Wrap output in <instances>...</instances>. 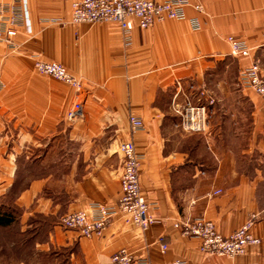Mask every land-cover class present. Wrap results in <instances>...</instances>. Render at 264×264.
Returning a JSON list of instances; mask_svg holds the SVG:
<instances>
[{
	"label": "crops",
	"instance_id": "crops-1",
	"mask_svg": "<svg viewBox=\"0 0 264 264\" xmlns=\"http://www.w3.org/2000/svg\"><path fill=\"white\" fill-rule=\"evenodd\" d=\"M75 1L27 0L30 27L18 29L20 51L0 43V213L15 217L0 227L14 236L0 253L20 252L0 264H111L120 249L151 264H264L263 101L228 80L227 67L231 59L260 65L264 0H189L186 20L135 28L129 47L115 22L72 23ZM56 19L66 24L47 23ZM230 36L251 56L232 55ZM35 57L61 63L81 91L38 74ZM76 99L83 111L70 121ZM189 103L207 107L203 133L177 127L176 111ZM131 115L145 131H131ZM130 141L143 156L142 195L161 223L143 232L114 218L91 239L61 227L67 214L118 205L121 144ZM253 215L261 244L235 259L202 254L200 241L175 227L204 218L229 236Z\"/></svg>",
	"mask_w": 264,
	"mask_h": 264
},
{
	"label": "built area",
	"instance_id": "built-area-1",
	"mask_svg": "<svg viewBox=\"0 0 264 264\" xmlns=\"http://www.w3.org/2000/svg\"><path fill=\"white\" fill-rule=\"evenodd\" d=\"M189 0H77L72 4V23L99 24L117 23L122 31L123 44L126 47L133 43L135 28L150 29L157 23L165 21H184L187 18L186 8ZM198 11L202 10L197 6ZM47 23L65 25L61 19L47 20ZM195 29H200L196 19L191 20ZM30 27L27 0H11L10 4L0 0V43L9 48L11 53L19 52L21 47L16 41L18 29ZM230 46V53L235 56L250 57L251 48L244 42L230 36L225 39ZM35 70L40 75L52 77L73 87L79 93L82 81L70 74L61 63L48 62L35 57ZM243 88L252 89L263 100L264 112V75L257 63L246 66L240 75ZM83 111V103L76 99L67 111L66 117L73 121ZM205 105L190 104L176 111L180 117L177 127L186 133H203L207 128L208 114ZM130 129L133 133L145 131V124L140 116L131 115ZM124 155L123 176L121 179L122 195L115 208L94 205L91 210L76 211L61 218V227L74 231L82 237L101 238L111 220L121 218L125 223L136 226L145 232L161 220L154 215L156 207L147 203L140 188V168L143 156L137 152L133 141L121 144ZM222 190L215 192L218 195ZM259 220L253 215L241 228L229 236L220 234L215 224L204 218L175 225L182 235L200 241V252L206 256L235 259L246 253L248 247L257 246L260 239L253 233V227ZM162 253L168 246L161 245ZM111 264H151L145 257L137 258L127 249H120L111 258ZM173 264H187L179 260Z\"/></svg>",
	"mask_w": 264,
	"mask_h": 264
},
{
	"label": "rangeland",
	"instance_id": "rangeland-1",
	"mask_svg": "<svg viewBox=\"0 0 264 264\" xmlns=\"http://www.w3.org/2000/svg\"><path fill=\"white\" fill-rule=\"evenodd\" d=\"M235 56V55H234ZM254 63V62H253ZM252 64V63H251ZM219 68H224L226 66H219ZM227 67L232 70L231 78H228V80H235L237 84H240V75L244 67H240L238 62L234 59H231V62L227 64ZM259 67L262 69V74L264 75V56L261 58ZM235 82V83H236ZM241 85V84H240ZM243 88V86L241 85ZM252 90V89H251ZM254 92V91H253ZM255 93V92H254ZM256 94V93H255ZM257 95V94H256ZM258 96V95H257ZM259 97V96H258ZM260 98V97H259ZM263 101V100H262ZM14 239V236H12L11 231H0V246H4L5 243L11 242ZM20 252H12L5 250L3 253H0V263L8 262L10 259L15 256L14 254L18 255Z\"/></svg>",
	"mask_w": 264,
	"mask_h": 264
},
{
	"label": "trees",
	"instance_id": "trees-1",
	"mask_svg": "<svg viewBox=\"0 0 264 264\" xmlns=\"http://www.w3.org/2000/svg\"><path fill=\"white\" fill-rule=\"evenodd\" d=\"M15 217L10 212L0 213V227L13 224Z\"/></svg>",
	"mask_w": 264,
	"mask_h": 264
}]
</instances>
